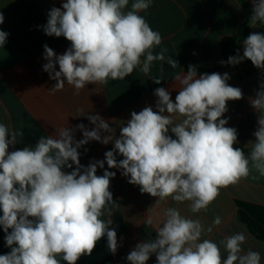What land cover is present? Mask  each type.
Here are the masks:
<instances>
[{"label":"clouds","instance_id":"clouds-1","mask_svg":"<svg viewBox=\"0 0 264 264\" xmlns=\"http://www.w3.org/2000/svg\"><path fill=\"white\" fill-rule=\"evenodd\" d=\"M252 3L249 25L256 28L264 25V0ZM151 4L152 0H132L126 10L129 0H66L62 8L52 7L43 31L50 37H64L70 47L57 55L47 44L43 46L47 61L43 70L55 81L50 94L67 84L79 95L89 84L124 80L136 69L148 75L157 61L163 62L161 72L164 62L177 68L178 62L166 55L167 48L154 52L162 36L139 14ZM8 35L0 30V47ZM245 59L264 72V33H250L243 40V55L237 52L220 63L237 65ZM150 78L156 84L163 79ZM229 79L228 73L198 76L196 67L189 65L186 73L174 77L180 85L175 101L168 90L156 88V110L146 106L133 111L118 137L102 116L77 108L75 117L85 116L94 125L91 130L83 123L61 127L53 135L41 136L35 146L9 151L24 133L0 123V226L11 249L0 255V264H77L82 256L92 254L103 237L115 255L121 246L116 229L110 228L113 208L119 207L110 191L116 172L105 169V162L108 169L120 170L128 183L139 186L142 194L159 201L188 202L193 214L207 211L220 189L249 177H264V82L249 98L258 118L255 140L248 143L251 150L246 155L234 147L237 129L226 126L230 118H223L228 102L244 96L239 87L227 83ZM174 117L182 119L175 122ZM77 130L82 139L75 138ZM90 141L112 143L113 148L104 153V160L85 166L78 150ZM118 155L123 159L118 160ZM98 168L105 169L103 175H97ZM164 216L155 238L130 250L128 264H147L153 254L156 264H261L258 251L242 248L247 239L243 232L219 242L202 239L222 223L220 216L207 228L175 207L167 208ZM145 224H153L151 216Z\"/></svg>","mask_w":264,"mask_h":264},{"label":"crops","instance_id":"crops-1","mask_svg":"<svg viewBox=\"0 0 264 264\" xmlns=\"http://www.w3.org/2000/svg\"><path fill=\"white\" fill-rule=\"evenodd\" d=\"M245 1L253 9L252 0ZM64 2L66 0H0V12L4 15L0 30L9 33L6 44L0 47V123L6 124L10 130L24 133L18 138L20 142L11 146L9 151L35 146L41 136L53 135L61 127L83 123L91 130L94 125L85 116L75 117L77 108H83L90 115L102 116L116 130L118 137L120 127L131 118L133 111L139 112L146 106L156 110V88L168 90L175 101L180 87L174 81L176 74L186 73L189 65L204 69L220 66V61H224L223 38L236 35L243 24L249 23L247 10L240 0H152L151 6L139 14L162 36V44L154 52L167 48L166 55L178 62L177 68L172 69L164 62V71L161 72L163 62L157 61L148 75L136 69L124 80H110L103 86L89 84L79 95H74V89L67 84L62 91L50 94L48 90L55 81L43 70L47 63L43 46L47 44L60 55L70 47V42L64 37L47 36L42 26L47 23L49 10L62 8ZM131 3L129 0L126 10H130ZM258 28L264 33V25L258 24L253 28L254 32ZM237 52L240 54L239 50ZM217 73H228L230 79L227 83L239 87L244 94L243 99L228 102L229 110L223 118H230L226 126L238 131V143L234 147L251 149L248 143L255 140L253 133L258 117L249 98L255 97L260 83L264 82V72L247 61ZM150 77L163 79L156 84ZM181 119L174 117L175 122ZM169 135L175 138L170 131ZM75 138H83L79 130L75 132ZM84 148L88 151L85 152ZM84 148L78 151L81 164L87 166L91 161L104 160V153L111 150L113 144L90 141ZM117 159L123 157L118 155ZM105 169L116 172L111 179L110 191L119 207L113 208L110 228L116 229L121 246L113 255L107 248V238L103 237L92 254L82 256L77 264H128L126 256L137 243L155 238L169 207L177 208L189 218L200 219L205 228L212 224L214 217L220 216L222 223L211 233L205 232L202 239L219 242L226 236L243 232L247 239L242 248L245 252L249 249L258 251L261 264H264V241L253 236L239 218V212L244 211L264 226V177L257 180L249 177L220 189L207 211L193 214L188 202L177 203L171 198L159 201L147 193L142 194L139 186L128 183V178L122 176L120 170L108 169L106 162ZM105 169L98 168L97 175H103ZM64 171L71 172L72 169L65 168ZM253 175L258 176V173L253 172ZM148 216L153 219L151 226L145 224ZM4 237L0 226V255L11 251ZM147 264H156L155 254Z\"/></svg>","mask_w":264,"mask_h":264},{"label":"trees","instance_id":"trees-1","mask_svg":"<svg viewBox=\"0 0 264 264\" xmlns=\"http://www.w3.org/2000/svg\"><path fill=\"white\" fill-rule=\"evenodd\" d=\"M240 2L248 9L249 4L245 0H240ZM249 15V13L247 12ZM254 32L253 28L250 27L249 23H245L241 26L238 33L234 36H227L222 40V49L224 61L226 62L230 56H235L237 54V49L240 44L243 43V40L247 38V36ZM256 32L263 33L262 29L257 30ZM231 65L229 64H221L220 66L213 69H204L200 67H196L197 74H211L213 72H219L223 69L229 68ZM244 150L245 154H250L251 149L240 147ZM240 220L248 227L250 233L255 236L258 240L264 241V226L258 222L257 220L250 217L244 211L239 212Z\"/></svg>","mask_w":264,"mask_h":264},{"label":"rangeland","instance_id":"rangeland-1","mask_svg":"<svg viewBox=\"0 0 264 264\" xmlns=\"http://www.w3.org/2000/svg\"><path fill=\"white\" fill-rule=\"evenodd\" d=\"M246 10L249 13L248 16H249V19H250V16L252 15V8L251 7H248V9H246ZM259 29H261V28H258V30ZM242 48H243V45L240 44L239 49H237V50H239L241 52L242 51ZM247 61H250V60H246L245 62H247ZM245 62H241V63H245Z\"/></svg>","mask_w":264,"mask_h":264},{"label":"built area","instance_id":"built-area-1","mask_svg":"<svg viewBox=\"0 0 264 264\" xmlns=\"http://www.w3.org/2000/svg\"><path fill=\"white\" fill-rule=\"evenodd\" d=\"M242 45H243V43H242ZM240 55H243V48H242V51L240 52ZM245 61H246V59L243 60L242 62H245Z\"/></svg>","mask_w":264,"mask_h":264}]
</instances>
